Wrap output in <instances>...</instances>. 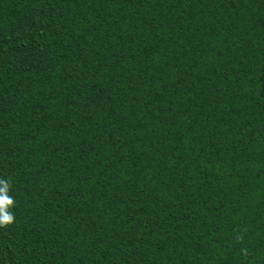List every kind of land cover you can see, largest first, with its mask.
I'll use <instances>...</instances> for the list:
<instances>
[{
    "label": "trees",
    "instance_id": "obj_1",
    "mask_svg": "<svg viewBox=\"0 0 264 264\" xmlns=\"http://www.w3.org/2000/svg\"><path fill=\"white\" fill-rule=\"evenodd\" d=\"M0 264H264V0H0Z\"/></svg>",
    "mask_w": 264,
    "mask_h": 264
},
{
    "label": "clouds",
    "instance_id": "obj_2",
    "mask_svg": "<svg viewBox=\"0 0 264 264\" xmlns=\"http://www.w3.org/2000/svg\"><path fill=\"white\" fill-rule=\"evenodd\" d=\"M11 184L0 179V228H7L15 223L13 208L15 199L9 194Z\"/></svg>",
    "mask_w": 264,
    "mask_h": 264
}]
</instances>
